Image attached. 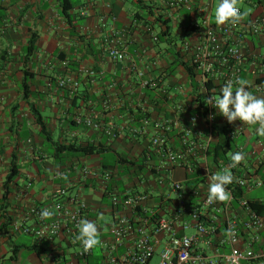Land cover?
Masks as SVG:
<instances>
[{
  "label": "crops",
  "instance_id": "crops-1",
  "mask_svg": "<svg viewBox=\"0 0 264 264\" xmlns=\"http://www.w3.org/2000/svg\"><path fill=\"white\" fill-rule=\"evenodd\" d=\"M208 1L214 10L218 0H194L190 6L177 10L169 9L168 0H0V264H39L38 260L40 264H62L64 260L81 264L75 257L80 248L71 246L68 240L51 244L12 231L20 214L34 204H50L62 187L69 189L70 194H82L89 217L97 221L100 239L109 237L108 227L117 212L110 200L102 197L103 180L85 181L81 171L88 167L101 173L106 170L103 164L108 165L111 157L118 155L129 159L147 155L157 124L176 120L189 123L190 115L181 112V108L194 106L202 90L198 80L197 89H193L184 68L175 64L174 56L179 50L185 52L186 43L198 42L199 30L193 26L202 24L200 9ZM241 3L246 6H240L243 12L250 10L245 22L264 15V0ZM144 5L151 7L156 16L164 15V20L170 21L169 36L158 41L160 25L153 18L144 20L150 12ZM137 13L142 19L136 20ZM212 22L218 27L214 14ZM109 47L123 51L126 60H110L105 52ZM244 55L248 90L257 96L264 95V31L259 35L247 34ZM89 69L95 71V77L86 74ZM67 77L79 80L77 91L60 87V79ZM146 81L155 87L145 88ZM78 93L83 98L76 102ZM33 107L44 117L49 140L36 123ZM78 116L92 118L98 128L76 125ZM140 116L147 119L139 121L140 133L135 135L129 125ZM145 120L149 126H145ZM224 121L219 116L216 127L226 126ZM239 125L244 127L236 138V152L242 149L245 156L239 164L242 175L253 173L260 165L264 171V137L257 134L258 125L249 126L241 121ZM196 128L204 133L205 124L200 121ZM111 130L118 137H110ZM176 134L172 137L178 143ZM56 142L100 145L106 151L73 157L58 154L54 150ZM178 170L185 173L184 168L176 167L173 176ZM67 171L65 178L59 177ZM216 172L222 171L213 173ZM124 183L125 188L133 186L132 190L147 191L155 197H167L170 193L159 189L149 176L134 178L132 182L124 179ZM209 183L200 186L201 198L193 207L201 210L207 224L211 223L212 211L201 208L200 203L208 194ZM251 194L246 193L245 197L255 200ZM156 204L153 198L145 209L157 211ZM119 213L131 214L127 210ZM181 233L195 236L196 230L190 228ZM225 235L220 231L215 242ZM151 236L159 242V253L169 236ZM28 237H32L31 243L21 241ZM33 245L40 247L42 253L33 252L34 256L22 259L32 252L29 246ZM97 248L100 253V245ZM196 249L215 257L214 248L208 247L203 238L198 239ZM227 251V247L222 248V252ZM156 258L157 263L158 255L153 260Z\"/></svg>",
  "mask_w": 264,
  "mask_h": 264
},
{
  "label": "built area",
  "instance_id": "built-area-1",
  "mask_svg": "<svg viewBox=\"0 0 264 264\" xmlns=\"http://www.w3.org/2000/svg\"><path fill=\"white\" fill-rule=\"evenodd\" d=\"M193 1L168 0L167 6L170 10H177L182 6H190ZM200 11L203 14L202 24L193 26L199 30V40L195 44L186 43L184 49L198 74L205 107L200 108L199 103L195 102L194 106L188 109L181 108V112L190 115L189 123L186 125L178 120L157 124L149 146V153H154L157 157V165L150 167L153 171L150 178L155 180L159 188H167L168 191L176 193L181 192L183 184L173 180L176 167H188L190 172H193L195 167L207 177L208 182L214 170L222 171L228 167L224 163H221L220 167L214 166L207 153L210 144L215 140L217 119L222 116L216 108L207 104V99L212 95H220L226 82L231 80L235 87V82L242 79L245 65L244 43L247 34L259 35L264 31V15L256 17L249 23L243 19L236 25L228 23L216 27L212 22L214 14L212 3L205 2ZM105 52L114 62L126 60V54L116 47L106 48ZM86 74L89 77L96 75L95 71L90 69L86 70ZM140 75L143 76V73ZM59 84L61 88H69L72 91H77L80 87L79 80L75 77L61 78ZM143 86L151 89L155 84L146 81ZM223 118L226 125L230 124L225 117ZM193 119L195 125L192 123ZM200 121L205 124L204 133L196 128ZM143 122L145 126H149L148 120ZM75 123L90 129L98 128L95 120L83 116H78ZM243 130L244 127L238 125L230 136L236 139ZM108 132L110 137H118L117 132L113 130ZM132 132L135 135L140 133L138 130ZM173 133H177L178 143H175ZM239 152L243 153V150ZM252 154L256 155V150H253ZM239 170L240 165L233 168V182L236 186L244 188L247 193L264 189V178L257 176L255 171L239 175ZM68 172L61 173L59 177L65 178ZM115 173L112 169L100 173L88 167H84L81 171L85 181L89 178L103 180V192L108 194L111 206L117 212L114 222L108 227L109 237L101 240V261L98 264H150L156 255H158L156 264H264V216L251 207L247 197L238 199L241 212L233 207V214H230L232 202L235 201L234 194L232 195L230 190L228 191L231 198L224 204L221 202L208 204V194L203 196L200 206L212 211L210 224L205 223L201 210L197 209L191 213V222L182 219L187 213L185 209L180 210L173 217L157 218L153 222L156 211L145 209L150 198L149 192L134 191L133 186H127V192L123 194H120V191L108 192V183ZM255 201L260 204L264 202L262 199ZM179 203L183 206L184 200ZM45 208L54 215L48 219H41L40 213ZM138 209L142 214L148 213V216L142 217V214L137 213ZM121 210H127L131 214H120ZM221 215L225 216L227 232L231 227L233 233L231 236L227 234L216 243L218 237L216 224ZM80 219H88L97 224L96 220L89 217L88 205L82 194L79 192L70 194L69 189L62 187L53 196L50 204H34L20 214L12 225V231L16 234L34 236L39 242L51 244L58 240H68L71 246L80 248L75 253V257L87 259L92 255V250L85 252L82 244L76 240L77 224ZM190 228L196 230L195 236L181 233ZM152 233L169 236V240L159 253H157L159 242L152 240ZM199 238H203L208 247L214 248L215 257L197 251ZM128 242L132 244L128 246ZM223 247H227L228 251L222 252Z\"/></svg>",
  "mask_w": 264,
  "mask_h": 264
},
{
  "label": "trees",
  "instance_id": "trees-1",
  "mask_svg": "<svg viewBox=\"0 0 264 264\" xmlns=\"http://www.w3.org/2000/svg\"><path fill=\"white\" fill-rule=\"evenodd\" d=\"M143 4V2H141ZM145 8L149 9L150 12L146 13V16L143 17L140 15V13L136 14V20L144 18V20H148L150 18L154 19V22L157 23L160 29V33L157 37L158 41H161L165 37L170 35V26L168 25L170 21L164 20V15L158 14L156 16L151 10V7L145 6ZM150 15V16H149ZM165 27L164 30H162ZM34 47V41L31 42L30 48L33 49ZM175 64L178 63L181 65L185 72L188 75V78L190 79L193 89H197V80H198V74L195 71L194 66L192 65L191 58L188 54H186L183 50H179L175 56ZM174 65V64H173ZM246 73L243 71V76L242 79L246 80ZM81 94L78 93V95L75 97V101L77 102L78 99L83 98V96H80ZM196 103H199L200 108L205 107L204 99L202 98L201 94H198L195 100ZM31 112L36 119V123L39 126L41 133L47 136V139L49 140V132L47 129V126L44 122V117L39 113V111L33 107L31 109ZM135 112H132L134 115ZM147 119V118H139L133 119V123L129 125V128L131 130H138L140 128V120ZM75 123V121H74ZM76 124V123H75ZM77 125V124H76ZM239 125V120L235 121L233 124H227L226 126H223L221 128L215 127V140L212 142L209 146L208 149V154L211 160V163L214 166L220 167L221 163L226 164L229 166L231 164L230 158H229V153H235L236 152V146H237V141L236 139H233L230 134L232 131L237 129V126ZM103 146L100 145H92V144H86V143H76V142H70V143H60L56 142L54 143V150L58 154L62 153H68L73 155V157H86L90 155H95V154H101L102 152H105L106 150L102 148ZM111 163L108 165L103 164V167L106 169H112L116 173L114 176H112L111 181L108 183V192H113V191H120L119 193L123 194L126 191L125 188V180H129L130 182L133 181L134 178H139L141 176L143 177H151V173L153 171L150 169V165L154 164L156 165L157 163V157L155 156L154 153H149L144 154L142 157H133V158H128L125 156L118 155L116 157H111ZM185 170V177L186 180L182 184V190L180 193L176 192H170L167 190V188H159L162 191L170 192L169 195L166 196H160V197H155L150 195L149 200H152L153 198L157 200V211L154 219L152 220L153 222L157 218H162V217H173L175 216L180 210L185 209L187 213L183 215L182 219L185 221H192L191 218V213L193 210H195V205L198 199L201 198V188L200 186L208 183L207 177H204L201 172L195 167H193V172H190L188 170V167L184 168ZM214 172V171H213ZM231 172L233 175V168H231ZM214 174V173H212ZM238 174L241 175L242 171L241 169L238 171ZM255 174L261 178H264V171H263V166L260 165L258 169L255 170ZM118 176V177H117ZM159 187V186H158ZM227 190H230L232 195L234 194L235 201L232 202V207H231V212L230 214H233V207L234 209L239 208V198H242L243 196L246 195V190L244 188H240L239 186H236L235 182H231L226 186ZM173 194V197H171ZM170 196V197H169ZM103 199H108L110 200L109 196L107 193L103 194ZM148 200V201H149ZM184 200V205L181 206L179 201ZM251 207L257 211L261 216H264V202L260 204L259 202H256L253 199L249 200ZM224 204L225 202H221ZM111 204V203H110ZM201 207V206H200ZM197 210L198 207H196ZM138 214H142V211L140 209L137 210ZM172 215V216H171ZM148 216L147 214H142V217ZM168 217V218H169ZM210 224V223H209ZM217 232L219 233L220 231L225 233L227 235V225L225 222V217L221 215L219 217V221L217 222ZM225 235V237H226ZM98 247V246H97ZM92 249V255L88 257L87 259H78L79 263L83 264H98L101 261V256L100 253L97 251L98 248ZM30 251L37 253L40 255L42 252L40 251V247L38 246H29ZM62 264H68V260H64Z\"/></svg>",
  "mask_w": 264,
  "mask_h": 264
},
{
  "label": "clouds",
  "instance_id": "clouds-1",
  "mask_svg": "<svg viewBox=\"0 0 264 264\" xmlns=\"http://www.w3.org/2000/svg\"><path fill=\"white\" fill-rule=\"evenodd\" d=\"M241 0H218L214 8L215 24L222 26L228 23L238 24L250 14V10L241 12ZM230 80L221 89L220 95H212L207 99V104L216 108L223 117L231 124L239 120L249 126L258 125L257 134L264 137V95L257 96L248 90V81L239 79L235 82ZM213 118V117H210ZM195 125V119L192 121ZM231 164L225 167L222 172H216L209 176V187L207 203L227 202L231 194L226 186L233 181L231 168H235L245 159L242 152L229 153ZM54 215L52 211L45 208L41 211V219H48ZM79 241L85 252L91 251L101 245L100 231L96 222L88 219H80L77 224ZM232 228L227 234L231 236Z\"/></svg>",
  "mask_w": 264,
  "mask_h": 264
},
{
  "label": "rangeland",
  "instance_id": "rangeland-1",
  "mask_svg": "<svg viewBox=\"0 0 264 264\" xmlns=\"http://www.w3.org/2000/svg\"><path fill=\"white\" fill-rule=\"evenodd\" d=\"M130 3V2H129ZM130 5V4H129ZM240 6H243L246 8V6L241 3ZM58 134V133H57ZM25 138V136H24ZM173 180L175 182H183L186 180V177H185V173L181 170H178L177 172V175L173 177ZM168 192V191H166ZM251 198H255V199H262V201H264V189H261V190H256L254 191L251 195H250ZM105 219L107 221H109L110 217L109 216H106ZM189 236H192L191 233H188ZM21 241H28L29 243H31L32 241V237H28V238H24V239H21ZM35 254L33 252L31 253H26L22 259H25L27 258L28 256H34ZM156 261H157V258L155 260H153L152 264H156ZM38 263L40 264L39 260H38Z\"/></svg>",
  "mask_w": 264,
  "mask_h": 264
}]
</instances>
